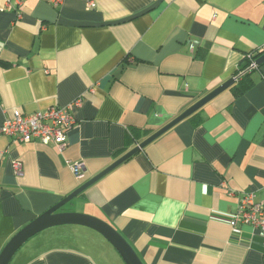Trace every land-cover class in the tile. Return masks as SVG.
<instances>
[{
	"label": "crops",
	"instance_id": "0c3cea01",
	"mask_svg": "<svg viewBox=\"0 0 264 264\" xmlns=\"http://www.w3.org/2000/svg\"><path fill=\"white\" fill-rule=\"evenodd\" d=\"M7 1L0 0V126L15 109L81 102L63 150L0 133V253L264 47V0ZM250 77L246 92L226 89L68 208L109 222L144 264H264L258 231L241 224L235 233L229 223L244 192L264 202V63ZM74 161L85 165L81 179ZM104 238L83 225L53 226L10 264H110L97 244L115 247Z\"/></svg>",
	"mask_w": 264,
	"mask_h": 264
},
{
	"label": "water",
	"instance_id": "95a60500",
	"mask_svg": "<svg viewBox=\"0 0 264 264\" xmlns=\"http://www.w3.org/2000/svg\"><path fill=\"white\" fill-rule=\"evenodd\" d=\"M256 63L258 66L264 63V53L257 58ZM235 81L236 77H231L230 79L226 80L221 85L204 95L201 99L196 101L177 117L172 119L170 122H168L166 125L161 127L149 137H147L145 140L140 142L138 145L133 147L127 153L122 155L119 159L114 161L103 171L84 182L72 193L65 196L62 200H60L46 212L39 215L26 226H24L22 229H20L10 239V241L0 253V264H10L11 260L18 252V250L24 245V243L27 242L31 237H33L37 233L47 228L64 224H77L90 227L99 232L101 235H103L113 245V247H115V249L118 251L121 258L126 264H144L137 251L133 248L129 241L120 233V231H118L113 225L97 216L69 209L68 207H66V205L69 202L73 201L75 198H77L89 186H91L100 178L105 176L119 164L129 159L131 156L143 149L150 142H152L157 137L171 129L178 122L189 117L191 114L199 110L201 107L210 102L223 91L230 88L235 83Z\"/></svg>",
	"mask_w": 264,
	"mask_h": 264
},
{
	"label": "built area",
	"instance_id": "2783aa9c",
	"mask_svg": "<svg viewBox=\"0 0 264 264\" xmlns=\"http://www.w3.org/2000/svg\"><path fill=\"white\" fill-rule=\"evenodd\" d=\"M54 5L60 4L62 0H47ZM24 0H14L16 6L21 5ZM7 6H12L11 0L7 1ZM88 6H95L94 1H89ZM256 60L249 65V69L257 67ZM80 99H75L66 106H54L45 111L26 113L20 109H15L11 117H7L0 126V133L14 136L24 142L38 140L42 143H53L58 149L67 147L68 132L75 126L77 119L73 114V109L80 104ZM69 167L74 175L81 179L84 177L85 165L81 161L69 162ZM17 172L22 170L21 161L14 162ZM230 226L233 232H241V224L252 225L258 234L264 239V202L257 201L256 195L252 191L243 193L238 209L230 217Z\"/></svg>",
	"mask_w": 264,
	"mask_h": 264
},
{
	"label": "trees",
	"instance_id": "16d2710c",
	"mask_svg": "<svg viewBox=\"0 0 264 264\" xmlns=\"http://www.w3.org/2000/svg\"><path fill=\"white\" fill-rule=\"evenodd\" d=\"M264 53V47L256 49V51L247 53L244 58V63L238 69L236 75L235 83L230 87L233 88L237 95H240L246 92L253 84V79L250 77V74L258 69L260 66L249 69V65L253 60H257Z\"/></svg>",
	"mask_w": 264,
	"mask_h": 264
},
{
	"label": "rangeland",
	"instance_id": "374dc122",
	"mask_svg": "<svg viewBox=\"0 0 264 264\" xmlns=\"http://www.w3.org/2000/svg\"><path fill=\"white\" fill-rule=\"evenodd\" d=\"M75 200H76V198H75ZM75 200H73V201H71V202H69L67 205H66V207H68L69 205H72V203L75 201ZM101 235V234H100ZM103 236V235H102ZM104 237V236H103ZM104 239H106V238H104ZM108 241V240H107ZM100 244H102V243H98L97 244V246L100 248V253L102 254V255H104V257L105 258H107L108 259V261L110 262V264H111V262H115V261H118V262H120V264H125L124 263V261H123V259L121 258V256L119 255V253L118 252H116V250H115V248H112L113 250L112 251H109L105 246H102V245H100ZM112 245V244H111ZM111 247H113V246H111Z\"/></svg>",
	"mask_w": 264,
	"mask_h": 264
},
{
	"label": "bare ground",
	"instance_id": "6f19581e",
	"mask_svg": "<svg viewBox=\"0 0 264 264\" xmlns=\"http://www.w3.org/2000/svg\"><path fill=\"white\" fill-rule=\"evenodd\" d=\"M258 201V200H257Z\"/></svg>",
	"mask_w": 264,
	"mask_h": 264
}]
</instances>
